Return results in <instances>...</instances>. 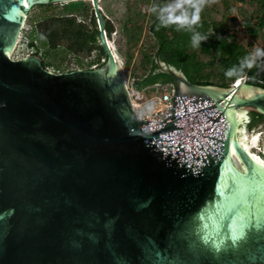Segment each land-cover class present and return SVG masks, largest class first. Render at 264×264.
Listing matches in <instances>:
<instances>
[{
    "label": "water",
    "instance_id": "95a60500",
    "mask_svg": "<svg viewBox=\"0 0 264 264\" xmlns=\"http://www.w3.org/2000/svg\"><path fill=\"white\" fill-rule=\"evenodd\" d=\"M78 1L0 0V264H264L261 132L246 130L264 89L195 85L157 54L171 107L138 120L99 0L101 66L11 59L32 8Z\"/></svg>",
    "mask_w": 264,
    "mask_h": 264
},
{
    "label": "rangeland",
    "instance_id": "374dc122",
    "mask_svg": "<svg viewBox=\"0 0 264 264\" xmlns=\"http://www.w3.org/2000/svg\"><path fill=\"white\" fill-rule=\"evenodd\" d=\"M257 0H100L99 8L103 15L107 18L112 26V33L108 37L112 48L119 61L121 62L124 80L129 89L136 90L135 83L140 81L145 74L148 73L150 65L146 58H151L156 49V42L152 39L148 31V26L154 18V14H161V9L168 5L182 3L183 9L194 11L192 5L194 3L201 4L200 14H204L212 23H220L222 32L229 40H234L242 45L251 57L254 56L257 48L264 49V22L257 27L256 5ZM86 11L77 13V19L88 22L90 5L84 2ZM65 5H56L50 8H32L26 16L23 27L16 40L15 50L10 56L11 59L17 60L27 55H35L34 49L27 46L29 36L34 26L42 22L50 16H58L62 14V9ZM156 7L155 13L153 9ZM183 9H177L176 14L179 15ZM166 14V13H165ZM247 20L251 27L258 28L257 37L253 38L245 29L244 22ZM38 36V35H37ZM44 44V43H43ZM39 44L36 40L35 46L38 47V55L46 64L47 69L53 73H58V70L68 69L74 66L82 67V69L94 64L99 67L102 64V59L97 53L92 52L89 56L80 55L76 57L71 53L65 52L62 47L56 49H48L46 45ZM197 59L200 61H208L209 56L202 54L200 51H195ZM99 59V60H98ZM99 61V62H98ZM254 61L264 70V56H256ZM199 76L207 78L211 81H220L218 76V67H205ZM243 79L247 80L244 76ZM233 83H228L224 88H227ZM146 96L156 93L155 89L141 90ZM250 113V112H249ZM249 115V114H248ZM261 132L259 134V147L252 151L257 156L263 159L264 155V122L257 124L251 130Z\"/></svg>",
    "mask_w": 264,
    "mask_h": 264
},
{
    "label": "trees",
    "instance_id": "16d2710c",
    "mask_svg": "<svg viewBox=\"0 0 264 264\" xmlns=\"http://www.w3.org/2000/svg\"><path fill=\"white\" fill-rule=\"evenodd\" d=\"M256 5L257 27H259L264 22V0H257ZM37 7L50 8L52 5ZM85 11L86 7L83 2L68 3L63 7L60 17H47L38 23L37 26L33 27L27 46L30 49L35 48V55L38 54V47L35 46V42L36 40L38 41L39 34H41L47 40L44 43L49 45L48 49L54 48L57 42L55 26H60L62 28L59 33L60 39L67 44L68 48L74 54H77L76 52H82L83 56L87 57L89 52L97 50L100 59H104L105 57L101 48L96 46L97 31L89 32L86 26L77 23L78 17L76 14L80 12L84 13ZM187 12L190 16L193 11L187 9ZM199 16V21L189 27L187 25L181 26L177 22L166 25L162 24L159 18L160 14H154V18L148 26V31L152 39L156 42L157 49L151 58L145 59L148 61L150 68L148 73L140 81L135 83L136 90L141 91L157 84L165 85L171 81L167 75L154 72L156 69L154 59L157 54L161 61L180 70L186 79L195 85L224 88L228 83H234L236 80L246 76V83L248 85L264 89V70L258 65L257 61H254L251 67L245 66L242 71L240 70L242 61L246 58H252L250 53L236 41L229 40L221 31L222 25L220 23H212L205 18L204 14L199 13ZM244 27L253 38L257 37L258 28L251 27L247 20L244 22ZM194 32L208 36L207 40L200 42L199 47L192 46L191 38ZM107 33L109 36L112 33V26L110 24H107ZM197 50L209 56L210 59L208 61L198 60L195 52ZM91 66H94V64L88 66V68H91ZM95 66L97 67L98 65ZM213 66L218 67L220 81L214 82L199 76V73L205 67ZM43 67L47 68L44 62ZM232 68H236L237 73L229 77L226 75V72ZM263 122L264 116L255 112L249 113L248 128H253Z\"/></svg>",
    "mask_w": 264,
    "mask_h": 264
},
{
    "label": "built area",
    "instance_id": "2783aa9c",
    "mask_svg": "<svg viewBox=\"0 0 264 264\" xmlns=\"http://www.w3.org/2000/svg\"><path fill=\"white\" fill-rule=\"evenodd\" d=\"M96 66H91L95 68ZM82 69V67L74 66L63 69L65 72ZM126 83V82H125ZM127 86V84H126ZM155 89L156 93L146 96L141 91L128 89L130 104L135 117L140 121H157L163 117L164 113L171 107L169 104L172 98L173 86L170 83L165 85L148 87L145 89Z\"/></svg>",
    "mask_w": 264,
    "mask_h": 264
},
{
    "label": "clouds",
    "instance_id": "9594fccd",
    "mask_svg": "<svg viewBox=\"0 0 264 264\" xmlns=\"http://www.w3.org/2000/svg\"><path fill=\"white\" fill-rule=\"evenodd\" d=\"M201 6L202 5L199 3H194L192 5V7L194 8V11L189 16L187 10L183 9V4L178 2L174 5H168L165 8L161 9L160 10L161 14H160L159 18H160L161 23L165 24V25L168 23L177 22L181 26L187 25L190 27L191 25H194L199 21V19H200L199 13L201 10ZM177 9H183L179 15L176 14ZM153 11H155V9H153ZM165 13H166V15H165ZM207 39H208L207 35H202L199 32H194V34L192 35V38H191L192 46L193 47H199L200 42L207 40ZM256 56H264V49L257 48L255 50V54L252 58H246L244 61H242L240 70L242 71L243 67H245V66L251 67L252 64L254 63V59ZM236 73H237V69L232 68L226 72V75L231 77Z\"/></svg>",
    "mask_w": 264,
    "mask_h": 264
},
{
    "label": "flooded vegetation",
    "instance_id": "af4514ba",
    "mask_svg": "<svg viewBox=\"0 0 264 264\" xmlns=\"http://www.w3.org/2000/svg\"><path fill=\"white\" fill-rule=\"evenodd\" d=\"M78 2H88L90 5L88 6V8L90 9V15H89V19H88V22L90 23V25H88V24H86L84 21H82V20H78L77 19V23H79V24H81V25H84V26H86V28L87 29H89V32H92V31H94V30H96L97 32H98V22H97V19H96V16H95V14H94V11H93V8H92V4H91V2H90V0H88V1H78ZM99 2H100V0H99ZM68 3H63V4H57V5H67ZM52 6H56V5H52ZM100 9V8H99ZM63 10V9H62ZM100 12H101V14L103 15V13H102V11H101V9H100ZM61 15H58V17H60ZM103 17H104V19H105V26H104V28H105V32H106V34H107V37H109V35H108V33H107V24H109V22H108V20H107V18L103 15ZM57 25V24H56ZM61 27L60 26H55V32H57V34H56V39H57V42L55 43V46H54V48H52V49H56V48H58V47H62L64 50H65V52H68V53H71L72 55H74V56H76V57H79L80 55H83L82 54V52H76L77 54H74L69 48H68V46H67V44L65 43V42H63L61 39H60V32H61ZM38 41H39V44H43L44 42L46 43V38H44V36H42L41 34H39V39H38ZM44 43V44H45ZM43 44V45H44ZM46 45V47L48 48L49 47V45L48 44H45ZM96 46L97 47H99L98 46V44H97V34H96ZM76 50V49H75ZM92 52H94V53H97L98 55H99V52L97 51V50H93V51H91V52H89L88 53V55L87 56H89ZM34 53H35V50H34ZM36 55H38V54H36ZM102 61H103V59H102ZM42 65H43V59H42ZM89 68L87 67V68H85V69H81V70H88ZM157 70V66H156V69L154 70V72ZM75 71V70H74ZM68 72H70V71H68ZM61 73H67V72H65L63 69L61 70V71H59L58 70V73H56V74H61ZM168 83H170V82H168Z\"/></svg>",
    "mask_w": 264,
    "mask_h": 264
},
{
    "label": "bare ground",
    "instance_id": "6f19581e",
    "mask_svg": "<svg viewBox=\"0 0 264 264\" xmlns=\"http://www.w3.org/2000/svg\"><path fill=\"white\" fill-rule=\"evenodd\" d=\"M107 43H108L109 47L111 48V50L113 51L115 57L117 58V56H116V54H115V51H114V49L112 48L111 42H110L108 39H107ZM12 53H13V52H12ZM117 60L119 61L118 58H117ZM119 63H120V61H119ZM120 65H121V63H120ZM257 141H258V144H259V136H258V138H257ZM255 148H256V147H254V146L250 147V152H251L254 156L259 157V156H257L256 153H254V152L252 151V150L255 149ZM259 158L261 159V157H259Z\"/></svg>",
    "mask_w": 264,
    "mask_h": 264
},
{
    "label": "snow or ice",
    "instance_id": "6c2138e0",
    "mask_svg": "<svg viewBox=\"0 0 264 264\" xmlns=\"http://www.w3.org/2000/svg\"><path fill=\"white\" fill-rule=\"evenodd\" d=\"M253 160L257 162V164L261 167L264 168V159H260L259 157H253ZM247 174V173H246ZM257 212L260 210V208L257 207L256 205Z\"/></svg>",
    "mask_w": 264,
    "mask_h": 264
}]
</instances>
